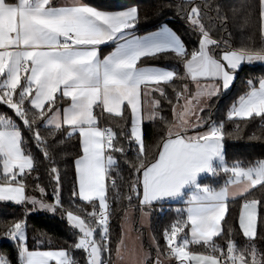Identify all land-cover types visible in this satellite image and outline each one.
I'll return each instance as SVG.
<instances>
[{"label":"snow or ice","instance_id":"1","mask_svg":"<svg viewBox=\"0 0 264 264\" xmlns=\"http://www.w3.org/2000/svg\"><path fill=\"white\" fill-rule=\"evenodd\" d=\"M148 20L135 0H0V203L19 209L0 239L15 264H264V159L229 163L225 149L253 124L247 139L264 142V75L217 109L246 67L264 65V0H169ZM178 199L164 244L150 234L154 255L129 248L132 212L150 226ZM40 213L70 238L36 230Z\"/></svg>","mask_w":264,"mask_h":264},{"label":"trees","instance_id":"2","mask_svg":"<svg viewBox=\"0 0 264 264\" xmlns=\"http://www.w3.org/2000/svg\"><path fill=\"white\" fill-rule=\"evenodd\" d=\"M93 3H98L102 5H109L116 3L117 0H92ZM169 0H135V3L138 4L141 8L142 15H147L149 17L148 23L152 22L153 13L154 11L162 4L168 3ZM220 3L224 4L226 7H236L238 9L246 8L249 6H254L258 4V0H219ZM169 16L171 12L167 9L164 10ZM177 24L183 30L186 25L183 24V21H177ZM247 34L246 31H238L235 27L233 28V36L237 43L242 35ZM195 39V37H193ZM161 66H164L166 62H160ZM251 75H264V65L256 64L253 66L246 67L244 72H241L239 78L234 82V85L226 93L224 96L220 98L219 103L217 104V109L219 110L218 115L223 118L226 114L227 109L230 107L231 103L235 101L239 95H241L245 90V80ZM4 109L0 107V111ZM227 129L230 131L232 129V125L228 124ZM257 135L260 134V129L256 124L250 125L245 128L244 136L245 138L242 140H227L225 144L226 149V159L229 163L233 162L234 160H241L245 163L247 162H254L256 159H264V142L261 141H252L248 140L247 137L252 135L253 133ZM146 133L147 137L150 140L152 137L153 129L150 125H146ZM35 151V146H33ZM66 150L71 152L73 150V145L68 144ZM69 178H71V170H69ZM223 177H212V176H205L201 179V183H208L213 185H218L222 183ZM126 203V202H125ZM184 203L172 204L166 203L164 205L162 212H156L153 214L151 219V234L155 236L159 242L163 245V237L162 233L163 230L168 227L174 220L176 219L175 208L177 207H184ZM238 208V205H237ZM19 214V209L12 204H4L0 203V222L4 220H10L15 215ZM121 216H117V218L113 221L114 228H115V235H119L120 233V223H121ZM228 218L226 217V220ZM29 223L36 229V230H44L48 232L50 235H53L57 238H70V233L68 226L64 220H62L58 216H54L53 214L49 213H40L35 214L29 217ZM231 225L237 229L239 232L238 226V212L233 216L231 220ZM187 231V229L185 230ZM31 237V230L29 233ZM242 240V237H240ZM0 253H8L13 261V264L16 262V249L13 246V243L6 239H0ZM30 246L34 243L30 239ZM264 244V242H262ZM149 249V245H147ZM195 247V246H192ZM152 250V249H151ZM153 255H154V250ZM81 257L83 254H79Z\"/></svg>","mask_w":264,"mask_h":264},{"label":"crops","instance_id":"3","mask_svg":"<svg viewBox=\"0 0 264 264\" xmlns=\"http://www.w3.org/2000/svg\"><path fill=\"white\" fill-rule=\"evenodd\" d=\"M203 177H205V175H202L200 177V181ZM168 203L178 204V203H184V201L178 199V200L169 201ZM134 215L135 213L133 211L131 220L127 225L129 230H128L127 237H126V243L129 246V248L143 247L144 249L147 250V247H148L147 245H149V247L151 248V245H150V234L151 233H149L150 231L148 232V226L141 225L140 219H139V213L137 212L136 221H134ZM150 229H151V226H150Z\"/></svg>","mask_w":264,"mask_h":264},{"label":"rangeland","instance_id":"4","mask_svg":"<svg viewBox=\"0 0 264 264\" xmlns=\"http://www.w3.org/2000/svg\"><path fill=\"white\" fill-rule=\"evenodd\" d=\"M222 179H223V178H222ZM134 213H135V215H134V221H136L137 212L134 211ZM150 226H151V224H150ZM150 226H148V232L150 231L149 233H152V232H151V229H150ZM151 235H152V234H151ZM6 240H7V239H6ZM1 241H2V240H0V242H1ZM146 247H147V246H146ZM147 250H151V249H149V248L147 247Z\"/></svg>","mask_w":264,"mask_h":264}]
</instances>
